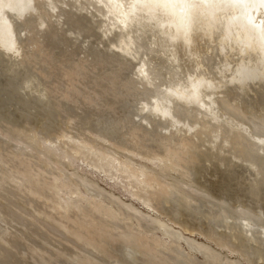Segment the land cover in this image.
<instances>
[{
  "label": "bare ground",
  "instance_id": "obj_1",
  "mask_svg": "<svg viewBox=\"0 0 264 264\" xmlns=\"http://www.w3.org/2000/svg\"><path fill=\"white\" fill-rule=\"evenodd\" d=\"M0 264H264V0H0Z\"/></svg>",
  "mask_w": 264,
  "mask_h": 264
}]
</instances>
